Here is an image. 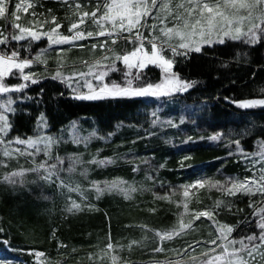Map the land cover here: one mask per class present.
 Listing matches in <instances>:
<instances>
[{
  "label": "trees",
  "instance_id": "trees-1",
  "mask_svg": "<svg viewBox=\"0 0 264 264\" xmlns=\"http://www.w3.org/2000/svg\"><path fill=\"white\" fill-rule=\"evenodd\" d=\"M77 1L81 8L87 6L84 0H35L30 9L36 14L32 18L53 27L55 17L62 25L59 31L70 35L68 28L78 16ZM28 14L16 22L21 24ZM12 22L9 15L0 20L3 35L8 34L7 27ZM45 43V39H9L6 45H0V52L18 50L20 58H32ZM108 44L117 53L133 47L125 40L115 45L108 40ZM164 54L173 60L172 71L193 85L167 97L160 115L178 123L166 127L152 123L155 113L150 116V104L144 97L76 99L62 81L52 79V71H43L39 65L30 67L38 71L34 75L37 82H23L27 86L20 91L15 111L9 114V134L28 137L39 122H44L46 132L55 134L77 120L82 130L95 128L100 135L111 134L102 153L116 155L114 163L102 167L91 164L85 177H76L82 192L69 191L64 183L65 187L59 186L55 178L54 182H42L41 187L29 182L8 184L0 172V253L17 259L14 264H31V252L35 251L47 254V264H112V256L119 258V264H157L166 260L191 264L192 256L199 257L209 249L207 242L217 235L216 222L233 228L235 238L259 233L253 212L264 202V194L226 195L206 185L190 193L188 208L190 214L210 211L212 219L200 217L193 221L192 229L170 240L161 242L155 236L157 231L178 226L183 212L182 205L178 207L184 199L183 186L198 180L221 183L227 177L245 180L251 176L254 164L250 154L258 142L264 141V106L238 105L264 99V42L252 45L226 39L224 44L203 46L199 53ZM101 55L97 49L92 56ZM117 67L119 71L110 73L106 80L123 85L124 66L117 62ZM162 75L159 67L148 65L134 86L157 84ZM3 81L12 86L22 82L15 76H6ZM182 104L190 108L185 120H181ZM213 136L218 138L212 140ZM94 142L96 148L102 141ZM129 150L135 152L136 160L151 162L150 174L137 169L139 164L133 161L116 158L118 153ZM114 177L134 182L135 191L125 198L122 192L98 195L91 188L93 178ZM40 191L44 196L38 194ZM166 195L170 198H158ZM71 197L81 205L79 211H69L67 202ZM217 201L222 202L219 207ZM190 214L184 217L185 223L192 218ZM109 243L113 250L107 252ZM157 247L164 251L155 252Z\"/></svg>",
  "mask_w": 264,
  "mask_h": 264
},
{
  "label": "snow or ice",
  "instance_id": "snow-or-ice-1",
  "mask_svg": "<svg viewBox=\"0 0 264 264\" xmlns=\"http://www.w3.org/2000/svg\"><path fill=\"white\" fill-rule=\"evenodd\" d=\"M9 0H0V18H6L7 15L13 17L11 24L17 31L4 36L0 32V45H6L9 38L12 41H39L42 37L47 39L49 47L68 45L77 46L76 42L104 37L105 39L91 45L93 53L99 49L102 55L92 61H81L87 68V71H74L70 76H64L62 70H57L52 79L68 81L78 78L77 82L83 81L82 87L88 89V94H77L74 98L82 100H95L102 98L115 97H143V96H164L175 92H184L192 83L182 81L174 72L173 60L165 56L166 51H170L173 56L187 55L189 52H201L204 45L212 46L219 43L224 44L226 39L232 41H243L245 44H256L264 37V0H99L95 10L89 12H79L78 20L71 23L68 28L70 35L62 34L59 29L62 27L52 18L55 25L48 31H39L35 26L25 27L15 21L20 17L17 13L21 10L27 12V8L22 3H16V11L9 12ZM80 4H76V9H80ZM254 13L255 16H254ZM35 17V13H32ZM91 20L95 26V31L87 30L86 21ZM151 20L153 23L149 24ZM257 22H253V21ZM249 25L245 30V25ZM171 25V26H169ZM43 28V24L39 25ZM148 30V35L144 31ZM108 40L115 45L118 40H125L133 47L131 51L117 53L109 46ZM150 45V51L145 45ZM30 46V45H29ZM83 48L84 45H79ZM43 51V50H42ZM63 49H61V52ZM18 50L11 51L10 54L0 53V93L19 92L25 88L26 84H20L15 88H10L3 83L6 76L14 75V69L17 70L24 81L36 83L37 80L31 73H26L34 62H44L41 55L33 59L19 58ZM117 62L122 63L124 71V84H118L115 81L106 83L105 78L110 73L119 71ZM62 61L59 67L62 68ZM148 65H154L162 70V79L157 84H147L146 86H134V81L141 79V71ZM135 70V72H133ZM95 81V84L93 83ZM11 104V100L7 101ZM241 108H253L264 106V99L249 100L238 105ZM4 107V105H0ZM175 126V125H173ZM10 125L7 117L0 114V134H5ZM72 139L74 143H88L89 138L80 137L76 131L75 122L72 125ZM218 137H211L216 140ZM12 143L26 145L28 149L34 151L26 152L24 149H10L7 145ZM58 143L57 139L49 136H40L35 139L28 138L22 140L17 138L15 141H5L0 135V145L3 157L13 159L14 153L19 156L32 157V167H21L18 171H13L3 177V181L8 184L23 183V177L26 173H35L39 178L46 182L60 181L61 187H65L60 173L62 171L74 172L78 165L83 164L79 156L53 157L51 153L52 146ZM40 145H43L41 148ZM261 153H264V143L260 145ZM43 152L46 159L37 160L38 153ZM65 161L68 162L67 168H64ZM89 163L97 165H107L114 163L112 160H92ZM0 166L7 167L6 163L0 162ZM135 170V169H134ZM86 174L85 172L81 173ZM123 181H112L111 183L100 187L93 183V188L98 195L105 191H121L125 198L128 194L135 191L131 186L125 188ZM215 188L226 195H235L238 192L264 194V170L259 179H246L244 181H233L228 179L221 184L219 181L211 183L207 180L198 181L194 185L183 186V200L178 207L182 205L183 212L179 215V224L177 227L164 232L157 231L155 236L163 242L170 240L175 236L182 235L186 230L193 227V221L200 217L212 219V212L203 210L189 213L188 198L190 189L203 188L205 186ZM69 191H80L77 188H69ZM160 199H169V196L158 197ZM221 201L216 202L219 207ZM252 205H250L251 207ZM81 205L72 202L69 211H79ZM191 215L186 223L184 217ZM253 215L259 216L256 220L258 234L248 235L239 240L231 238L233 228L221 225L216 222V237L207 243L209 249L202 252L199 257L192 256L191 264H255L256 256L259 255L264 260V207L254 209ZM135 243V242H133ZM214 246V247H212ZM192 245H189L191 248ZM107 252L113 250V244L106 246ZM219 249V251H218ZM155 252H162V247L154 249ZM186 251V250H185ZM107 252L105 254H107ZM34 255L39 260L44 253L37 252ZM179 255V253H178ZM112 264H119V258L111 257ZM157 264H186L184 260H166L157 262Z\"/></svg>",
  "mask_w": 264,
  "mask_h": 264
},
{
  "label": "rangeland",
  "instance_id": "rangeland-1",
  "mask_svg": "<svg viewBox=\"0 0 264 264\" xmlns=\"http://www.w3.org/2000/svg\"><path fill=\"white\" fill-rule=\"evenodd\" d=\"M84 1H85V4L87 6L84 8L80 7V9L78 10L79 12L91 13L93 10H95L97 3L99 2V0H84ZM16 3H22L25 5V7H27V5H29V4L32 5L31 7L27 8V12L21 10L17 13V15L20 17V19L22 18V16L25 13H29L27 20L25 19L24 22H21L22 26H25V27L35 26L37 28V30H39V31H48L52 28L51 26L47 25L45 22H39V21H36L32 18L33 12L30 9L34 6L35 0H9V5H8L9 12L16 11V9H15ZM77 3L80 4V1H77L76 4ZM10 7H11V9H10ZM255 14L256 13H254V16H255ZM9 16L12 17L10 14H9ZM1 19L2 18H0V20ZM77 20H78V16L74 19L73 22H75ZM253 22H257V21L254 20ZM148 23L151 24V23H153V21L149 20ZM40 24H43V28L39 27ZM169 26H171V25H169ZM248 26L249 25H247V24L245 25V30L247 29ZM85 27L87 28V30H91V31L96 30L95 26L91 23V20L86 21ZM16 31H17L16 29H13L9 25L7 27V32H6V34L7 33L8 34L4 35V36L10 37V34L15 33ZM0 32H2V26L1 25H0ZM144 35L145 36L148 35V30L144 31ZM41 39H45V42H46L45 45L43 47H41L32 56V58H29V59H33L37 55H41L42 60L44 62H34L31 66L33 67L34 65H39L43 71L44 70L52 71V75H55L57 70H62L64 76H70L74 71H76V72L87 71L86 66L84 64H82L81 61H92V60L96 59L95 57L92 56L94 53L91 50V45L93 43L101 42L105 38L99 37V38H95V39L90 38L88 40L78 41V42H76L77 46H74V47H70L68 45L49 47L48 43H47V39L45 37H42ZM261 41L264 42V37L261 38ZM79 45H84V47L81 48V47H79ZM145 47L147 50L150 51V47L148 48L146 45H145ZM61 49H63L62 52H61ZM73 49H78V50L83 51V52H78L77 54H72L71 51ZM131 49L132 48H130L129 51H131ZM0 53H2V52H0ZM3 54H5V53H3ZM61 61L63 62L62 68L59 67ZM13 71L15 74L10 75V76H15L17 78H21V76L17 70L14 69ZM25 72L31 73L33 75H36L38 73V71H36L35 68L34 69L33 68L32 69L31 68L26 69ZM106 78H105L106 83L113 82V81H107ZM77 79L78 78H74V79H71L68 81H62L60 79H58V80L62 81L65 84V86L75 95H77V94H88V89L86 87H82L83 81L80 80L78 83ZM21 81L22 82L20 84H24L23 82H26L22 78H21ZM160 82H161V80H160ZM3 83H4V81H3ZM93 83L95 84V81ZM4 84L10 88H15L18 85H20V84H18V85L12 86L11 84H8V85L6 83H4ZM171 94H173V93H171ZM171 94H169V95H171ZM21 95L22 94L20 93V91L19 92L0 93V105H4V107H0V114L7 117L9 125H10L9 114H11L12 112L15 111V103L21 99ZM169 95L143 96L147 100V103L150 104V107H149L150 116H152V115L154 116V113H155L154 118L152 117V120H151L152 123H157L158 125H160L162 127H166V126L178 123L177 120H173V119L163 117L162 115H160V112L166 106V100H167V97ZM9 100H11V104L7 103V101H9ZM188 106H185V104H182L180 106V108H181V120L188 119L187 112L190 110V108H187ZM73 122H75L76 131L78 132V135L80 137L89 138L87 144H85L83 142H81V143H74L73 142V139H72ZM9 131H10V127L5 134H0L3 136L5 141H15L17 138L22 139V140H27L28 138L35 139V138L40 137V136H49V137H53V138L57 139V141H58V143L54 144L52 146V149H51V153H52L53 157H56V156H60V157L79 156L81 158V160L83 161V164L78 165L74 172L62 171L60 173V176H61V179L63 180V183L66 184L67 186H69V188H77V187L79 188L80 184L77 181L76 177L77 176L85 177L86 174L90 171L89 165L94 164L95 167L104 166V165H97L95 163H89V161H92V160H112V161H115L114 156L116 154H111V155L110 154H104L103 155V153H102L103 150H106L105 145L108 142H110V140L112 138L111 134L100 135L99 133H97L95 131V128L89 129L87 131L82 130L79 127L77 120L72 121L68 126L64 127L63 129H61L59 132H57L55 134L46 132V125L44 124V122H39V124L35 128L34 133L29 135L28 137H25V138L18 137V136H11L9 134ZM185 138H187V137H185ZM98 139H100L102 142H99L100 144L96 148H94L95 146L93 143H95L94 141H96ZM118 142L122 143L123 141L119 140ZM262 143H264V141L258 142L256 144L255 150L253 152H251V154H250L252 163L254 164V169H252L251 176L248 177L247 179H257L258 180L262 174V170H264V153H261V149H260V145ZM7 146L10 149H16V148L24 149L26 152L34 151V149H28L26 147V145H20V144L12 143V144L7 145ZM3 147H4V145H0V162L6 163L7 167L0 166V172L4 173V176L10 172L18 171L21 167L30 168L33 166L32 165V157H29V156H19V155H16L14 153L13 159H7V158L3 157V155H2ZM40 147L42 148L43 145H40ZM116 158H119V159H121L123 161H127V162L133 161L135 164H139L136 166V168L138 169L140 167L141 169H143L145 174H150L152 169H153L151 166V162L148 159L142 158L140 160H136L137 156L135 155V152H133L131 150H129V152L126 151L124 153L123 152L118 153ZM36 159L39 161V160L46 159V157L44 156L43 152H40L37 154ZM67 166H68V162L65 161V165L63 167L67 168ZM85 170H86V174L82 175L81 173L85 172ZM228 179H231V180L237 181V182L244 181V180H240V179H234V178H228L227 177L224 181L221 182V184L225 183V181ZM112 181H123L124 184L122 186L125 188H127L129 186H131L132 188H135V186H137L136 184H134V182L132 183L131 181L124 179L122 177H114V178H109V179H107V178H103V179L93 178L90 180V184H91V188L97 194V192L93 188L94 182L96 184H99L100 187H104L105 185L111 183ZM198 181H202V180H198ZM198 181H195L189 185H194ZM26 182L34 183V184H37L38 187H41L40 184L42 182L44 183L46 181L41 180L37 174L29 172V173H26L25 176L23 177V183H18V184L22 185ZM46 183H49V182H46ZM198 189H190L189 191H190V193L191 192L195 193ZM183 190L184 189H182V192H183ZM113 191H116V190H113ZM76 192H82V191L80 190V191H76ZM118 192H121V191H118ZM38 194L40 196H44V193L42 191H40V193H38ZM73 201L78 203V201L75 198H73V197L69 198L68 202H67L68 209L71 207V204ZM259 207H264V202L260 206H258L257 209ZM256 217H257L256 219L258 220L259 216L256 215ZM243 237H246V236H240V237L235 238V237H232V233H231V238H233V239L239 240ZM218 251H219V249H218ZM37 252H40V251L31 252L33 254L31 264H47L48 260H49L47 254H44V256L40 257L38 260L37 257L34 255V253H37ZM41 253H43V252H41ZM16 262H17V259L13 258L12 256H7V255L5 256L4 254L0 253V264H14ZM255 264H264V260H261L260 256L257 255Z\"/></svg>",
  "mask_w": 264,
  "mask_h": 264
}]
</instances>
